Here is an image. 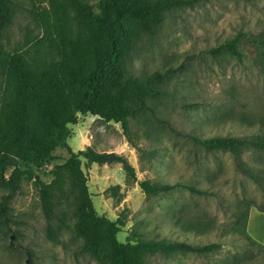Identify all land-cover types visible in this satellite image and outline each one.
<instances>
[{
  "label": "rangeland",
  "instance_id": "obj_1",
  "mask_svg": "<svg viewBox=\"0 0 264 264\" xmlns=\"http://www.w3.org/2000/svg\"><path fill=\"white\" fill-rule=\"evenodd\" d=\"M155 29L153 36L143 33L128 67L132 75L142 78L153 71L184 66L171 79L170 95L157 112L175 131L167 126L154 131L139 120H129L125 131L119 123L87 115L71 126L68 144L75 152L92 147L123 156L139 181L175 185L167 194L149 196L121 164H91L82 159L98 214L126 221L118 234L121 242L141 237L197 246L221 244L208 255H147L145 264H228L234 256L249 252L242 236L223 232L233 222L239 200L263 201L264 191L255 178L264 176V151L208 152L182 134L264 138V47L254 41L264 37V0H199L193 7L167 13ZM41 32L25 10H18L4 39L5 49L12 52L26 35L39 37ZM239 33L246 34L239 46L240 57H213L205 52ZM187 103L196 105L186 107ZM243 116L252 124L242 121ZM53 154L58 160L36 171V178H25L10 202L7 218L0 216L1 264H110L108 257L99 263L84 253L81 239L70 231H64L58 243L47 238L36 182H51L50 172L70 157L67 148H57ZM248 170L255 178L247 175ZM188 186L212 194L201 197ZM112 187H118L117 195ZM8 193L0 188V201ZM190 221L207 224V233L190 231ZM243 264H264V255Z\"/></svg>",
  "mask_w": 264,
  "mask_h": 264
},
{
  "label": "trees",
  "instance_id": "obj_2",
  "mask_svg": "<svg viewBox=\"0 0 264 264\" xmlns=\"http://www.w3.org/2000/svg\"><path fill=\"white\" fill-rule=\"evenodd\" d=\"M198 1L0 0V188L9 190L0 201L2 218H7L10 202L23 180L36 178V171L58 160L53 154L57 148H67L70 157L50 172L53 180L36 182L49 240L58 243L64 231H70L81 239L84 253L99 263L108 257L110 264H145L147 255L156 254L208 255L221 247L219 242L197 246L141 237L121 242L118 234L126 221L123 217L113 221L98 214L82 159L91 164H121L149 196L167 194L175 185L139 181L134 167L123 156L97 152L92 147L75 152L68 144L71 126L78 123L80 116L87 115L119 123L125 131L129 130V120H139L154 131L165 126L175 131L168 122L158 118L157 112L161 101L170 95L171 79L184 66H171L140 78L132 75L128 64L143 35L156 34L155 28L167 13L193 7ZM18 10H25L42 32L39 37L26 35L24 42L9 52L4 39ZM245 37V33H239L205 52L213 57H240L239 46ZM254 41L264 47V37ZM195 105L185 104L186 107ZM241 120L252 124L244 116ZM182 136L208 152L264 151V138L257 136ZM247 175L255 178L250 170ZM255 180L264 191V176ZM187 188L201 197L212 194L196 186ZM117 189L110 188L115 195ZM235 208L234 220L223 233L238 234L247 241L249 252L236 255L228 262L243 264L259 254L264 255V245L248 233L250 211L256 208L264 212V199L261 203L239 200ZM187 226L197 235L208 231L204 222L190 221ZM27 257L31 258L30 252Z\"/></svg>",
  "mask_w": 264,
  "mask_h": 264
},
{
  "label": "crops",
  "instance_id": "obj_3",
  "mask_svg": "<svg viewBox=\"0 0 264 264\" xmlns=\"http://www.w3.org/2000/svg\"><path fill=\"white\" fill-rule=\"evenodd\" d=\"M248 233L257 242L264 245V212L252 208L248 220Z\"/></svg>",
  "mask_w": 264,
  "mask_h": 264
}]
</instances>
